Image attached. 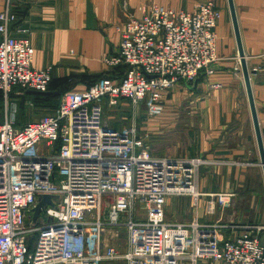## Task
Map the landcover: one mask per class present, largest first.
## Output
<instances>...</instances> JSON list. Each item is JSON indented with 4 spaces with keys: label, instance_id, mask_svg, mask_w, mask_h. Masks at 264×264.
<instances>
[{
    "label": "built area",
    "instance_id": "built-area-1",
    "mask_svg": "<svg viewBox=\"0 0 264 264\" xmlns=\"http://www.w3.org/2000/svg\"><path fill=\"white\" fill-rule=\"evenodd\" d=\"M13 1L5 0L0 12V92H47L53 68L33 67L34 49L29 33L18 28ZM129 1L122 0L125 10ZM139 11L140 18L131 16L117 28L118 52L105 60L110 68H128L122 78L67 91L52 114L22 127L14 115L0 120V264H264V227L230 225L240 233L224 239L220 222L199 221L202 198L214 215L236 197L199 190L200 168L214 162L156 158L136 127L115 130L104 120V102L144 105L149 116H160L166 91L210 78L221 61V12L213 2L193 12L156 4ZM44 195L53 206L34 222L33 209ZM172 196L192 198L190 223L166 221ZM108 227L125 230V251L104 243Z\"/></svg>",
    "mask_w": 264,
    "mask_h": 264
},
{
    "label": "crops",
    "instance_id": "crops-1",
    "mask_svg": "<svg viewBox=\"0 0 264 264\" xmlns=\"http://www.w3.org/2000/svg\"><path fill=\"white\" fill-rule=\"evenodd\" d=\"M208 2H213L221 12L217 27L221 61L215 66L213 76L192 87L197 93L193 101L197 147L185 155L214 162L201 168L202 193L233 192L236 195L230 207L217 206L214 215L207 213L206 197L202 198L198 209L201 223L220 222L223 238L230 239L240 233L230 225L264 227V201L260 210H255V202L251 201V196L258 198L264 193V174L228 0H130L127 10L122 0H14L12 4L19 17L18 28L29 33L34 49L33 67L38 70L53 68L50 91L58 95L65 89L84 91L106 75L118 79L115 68L108 67L105 60L118 52L120 34L117 28L123 27L131 16L140 18V7L156 4L175 11L193 12ZM234 4L264 143V0H234ZM4 8L5 0H0V12ZM213 83L221 87L212 89ZM30 98L25 99L27 106ZM253 180L258 186L256 193L242 191L245 184ZM239 193L250 194L246 205L239 204L242 200L236 204L241 197ZM178 198L169 197L167 206L173 213L182 214L186 211L187 200ZM231 208L236 209L231 212ZM135 215L140 219L143 211L137 207ZM123 232L124 229L117 233L116 229L108 227L104 243L117 245V238L119 234L123 236ZM261 239L264 241V231Z\"/></svg>",
    "mask_w": 264,
    "mask_h": 264
},
{
    "label": "rangeland",
    "instance_id": "rangeland-1",
    "mask_svg": "<svg viewBox=\"0 0 264 264\" xmlns=\"http://www.w3.org/2000/svg\"><path fill=\"white\" fill-rule=\"evenodd\" d=\"M208 78L209 77L201 76L198 81L206 80ZM192 87H195V85H186L185 83L180 82L171 88V90L166 91L164 93V112L157 117L149 116L144 105L134 107V105L131 103L126 102L120 104L117 107H111L106 102H104V120L109 127L115 130H122L137 126L140 137L144 140L146 145L149 146L151 153L156 158H163V156H167L173 159H199L200 157L193 155L188 157L185 155V153L189 151L194 152L197 147L198 128L196 120V105L193 102L197 96V93L196 90H193L194 88L192 89ZM2 94L3 93L0 92V95ZM63 94L60 96L57 95V97L51 99L46 98L45 96L37 97V99L30 98L31 100H29V104L27 106L26 103H23V90L19 87H15L7 97L3 95L0 97V120H3L6 116L14 115L17 126H22L29 122L36 121L45 115L52 114L54 110L58 108ZM174 97L175 99L173 101ZM198 182V187L200 190V179ZM250 183L245 184L242 191L253 190L255 191L254 193H256V190H258L257 182L253 180ZM257 193L260 194L258 191ZM240 194L241 197H238L240 200L237 198L236 204H238V201L242 200V202H239V204L246 205L249 201L250 194L245 193V195H243L242 193H239V195ZM263 195L264 193H261V196H258V198L254 196L252 198L251 196V201L255 202V210L261 209L260 207L264 201ZM246 196H248V198ZM172 197H179L187 200V205L185 207L186 211L182 214L180 212L173 213L172 208H169L166 205V221L169 223L180 224L190 223L196 212V208L192 203V198L187 196ZM231 209L232 212L236 208ZM107 212L108 211H105V208H102L103 215L106 216ZM122 234L124 235L121 236V234H119L120 236L117 238L119 241L116 243L117 245L114 246L120 252L125 251V242L127 241L126 232H123Z\"/></svg>",
    "mask_w": 264,
    "mask_h": 264
},
{
    "label": "water",
    "instance_id": "water-1",
    "mask_svg": "<svg viewBox=\"0 0 264 264\" xmlns=\"http://www.w3.org/2000/svg\"><path fill=\"white\" fill-rule=\"evenodd\" d=\"M228 4H229L233 28H234V32H235V36L237 40L241 70L244 76L245 85L247 89V95L249 99V104H250V109H251V114H252V119H253V125L255 129V134H256L260 158H261V166H262L263 174H264V143L262 139V133H261L260 125H259L258 115H257L255 103H254V97L252 93L251 84H250V72L248 70L246 57H245V53H244L241 38H240L234 0H228ZM38 93L39 92L37 91H29V94L31 95L38 94ZM46 205L53 206L52 198L48 195H44L40 197L37 205L34 207L33 209V221L34 222L38 220L39 216L41 215L42 210L46 207Z\"/></svg>",
    "mask_w": 264,
    "mask_h": 264
},
{
    "label": "trees",
    "instance_id": "trees-1",
    "mask_svg": "<svg viewBox=\"0 0 264 264\" xmlns=\"http://www.w3.org/2000/svg\"><path fill=\"white\" fill-rule=\"evenodd\" d=\"M115 70L117 71V73H118V79L119 78H122L125 74H126V72H127V70H128V68L127 67H119V68H115ZM103 78H112L111 76H107L106 75V77H103ZM102 78V79H103ZM53 82V81H52ZM52 84V83H51ZM51 86L52 85H50V88H49V90L47 91V92H44V93H38V94H34V95H31V94H29L28 93V91H23V103H25V99L28 97V96H30V97H32V98H35V99H37V97H40V96H45L46 98H49V99H51V98H55V97H57V95L54 93V92H51L50 90H51ZM71 89H65V90H63V91H61V92H59L58 93V95L60 96V95H62L63 93H65V92H67V91H70ZM50 93V94H49ZM2 95H0V97H1ZM53 96V97H52ZM34 99V100H35ZM2 120V119H1ZM23 126V125H22ZM22 126H17V127H22Z\"/></svg>",
    "mask_w": 264,
    "mask_h": 264
}]
</instances>
